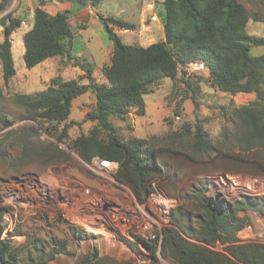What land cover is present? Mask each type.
<instances>
[{
    "label": "trees",
    "instance_id": "obj_1",
    "mask_svg": "<svg viewBox=\"0 0 264 264\" xmlns=\"http://www.w3.org/2000/svg\"><path fill=\"white\" fill-rule=\"evenodd\" d=\"M7 0H2L1 6ZM95 3L98 0H93ZM264 4V0H254ZM162 20L165 39L148 46L127 44L115 31L136 29V24L113 16L100 15L108 37L113 41L114 49L110 62L102 67L105 82L94 77V64L87 58L74 55L69 41L73 30L66 13L51 15L42 8L35 10V22L32 29L24 35V61L31 69L46 59L68 57L74 65L84 70L81 80H64L61 76L51 79L49 86L34 95L17 96L19 102L34 112L32 119L39 126L45 123L63 124L58 136L62 141L71 126L77 124L70 120L73 99L91 90L96 97L95 107L85 115V120L95 122L88 133H82L72 140L70 146L79 156L90 162L93 157L114 160L119 163L116 179L126 184L139 202L146 201L154 191L152 179L162 177L163 166L160 152L146 138L131 136L123 139L111 117L125 118L132 109L138 115L146 114L145 95L154 91L164 79L173 81L176 89L179 81L184 84L185 94L192 91L195 108L198 102L193 82L179 73L189 62L201 60L209 72L210 85L222 92L235 95L241 92H253L256 99L249 104L236 107L234 117L240 123V130L234 139L243 142L242 151L252 147L264 150V52L252 54L253 46L264 47V36L248 32L251 19L262 20L253 15L247 6L239 0H164ZM4 40L0 43V61L5 82L12 79L17 69L12 52V33L21 25L18 18L3 20ZM181 114L180 106L175 110ZM169 121V120H168ZM5 126L11 121L0 117ZM48 130L51 127H46ZM56 129L57 126L55 127ZM54 128V129H55ZM227 141L221 145L214 143L205 129L202 120L197 117L194 128V149L196 152L216 156L223 153L225 158H237L227 149H234L233 137L229 130L224 133ZM46 163H60L67 160L66 152L58 145H48L37 150L27 148ZM233 171V170H232ZM210 188L207 183L192 188L188 201H196L192 208L180 206L171 212L170 222L155 239L138 236V242L149 248L153 256L161 248L165 258L176 264H264V244L239 243L238 232L249 225L247 216L241 215L248 207H260L264 212V198L247 197L245 200L229 201L224 194H206ZM8 207L0 206V264H18L12 254L8 237L4 236L6 226L4 216ZM76 238L87 234L80 228L74 229ZM196 239L197 241L190 240ZM218 241L226 244L225 252L217 251L208 245ZM66 243L62 242L57 251L65 252ZM52 252L51 258H54ZM96 261L87 258L83 264H105L103 258ZM37 264H48V260Z\"/></svg>",
    "mask_w": 264,
    "mask_h": 264
},
{
    "label": "rangeland",
    "instance_id": "obj_2",
    "mask_svg": "<svg viewBox=\"0 0 264 264\" xmlns=\"http://www.w3.org/2000/svg\"><path fill=\"white\" fill-rule=\"evenodd\" d=\"M239 1L243 2L254 16L262 19H251L247 26L248 32L264 36V4L254 0ZM121 37L129 44L139 42L138 37H134L131 32ZM157 41H160V38H157ZM263 52V46L252 47L253 55H260ZM57 62L62 63L64 67L74 65V61L68 57H58ZM26 68L23 70L20 68L18 76L5 82L2 66L0 67V117L11 121L8 126L0 123V206L9 208V213L4 216L6 226L4 236L9 238L12 254L18 264H37L46 259L48 264H83L87 258H92L95 262L97 260L95 253L98 258L104 259L105 264H176L172 259L162 255L161 248L158 249L156 256L152 255L149 248L142 251L138 236L142 237V233H152L157 238L163 227L169 224L173 210L184 205H188L186 208H192V204L196 201H188V195L192 194L193 187L207 183L210 189L205 192L206 194L220 192L232 202L245 200L247 197L264 198L244 191L232 192L228 185L218 181L219 174L225 172L247 177H264V150L255 146L242 151L243 142L234 139V135L240 130V123L234 117L233 110L244 104L225 100L216 94L215 97L203 100L202 87L198 85L197 78H202L206 84L207 80L196 72L189 75V78L191 82L197 80L198 108H195L194 104L190 114L185 117L181 114L180 120H174L173 117L179 106L182 109V95L185 94L182 82L179 81L174 89L172 85L162 80L155 88L159 90L150 95L165 97L167 107L174 105L173 110L161 122L163 127L156 133L147 132L144 135V138L160 152V161L164 170L162 177L157 175L152 179V184L156 193L172 199L173 205L167 216L154 206L156 202L150 198L144 202L136 199L137 205L132 200L129 209V213L135 219V226L129 227L127 234L137 232V243L122 244L125 243V236L119 233L115 236L120 242L118 240L111 242L107 231H102L100 234L86 233L85 237L76 238L74 229L83 227L77 222H72L71 218H67L66 213L69 212L70 217L71 207L74 209L83 207L86 199L85 190L89 189L90 197L94 195L99 200L94 206H87L88 209L101 213L104 219L102 221H105L109 217L108 207L120 206L117 192L123 188L118 186L116 190L113 189L109 178L99 175L90 166L91 161L83 160L71 148L73 139L89 132V128L83 127V123L77 122L75 126H71L67 136L59 141L58 136L63 130V124L58 126L57 123L47 122L40 127L38 121L31 118L34 112L19 102L17 96L34 95L46 89L51 80L46 82L41 77V70L27 71ZM74 75L81 82L84 80L81 79L83 75L76 72L74 74L70 71L68 76L70 78ZM33 79H37L34 84ZM94 95L89 91L73 99L70 115L72 120L83 119L84 112L95 107ZM150 96L147 97L148 100ZM135 117L132 111L125 118H113L123 139L136 136L138 128L133 123ZM197 117L202 120L205 129L217 145H221L224 140L227 141L224 133L230 131L233 137L232 143H235L234 149H227V145L223 148L225 152H231L237 158H225L223 153L216 156L214 153L207 155L195 151L194 128ZM48 126L51 127L50 130L46 128ZM56 126L58 129L55 128ZM53 144L66 152L67 160L60 163H46L33 152L27 151L29 147L40 150ZM241 215L248 217L249 225L238 232L239 243L264 244V212L260 207L251 206L246 211H242ZM147 216L156 219L158 223H153ZM147 220L150 222L149 227L144 228ZM62 242L66 243L65 252L57 251ZM225 246L226 244H222L221 241L209 245L221 252H225ZM129 247L134 250L137 248V252L134 251L136 254H132ZM52 252H55L54 258H51Z\"/></svg>",
    "mask_w": 264,
    "mask_h": 264
},
{
    "label": "crops",
    "instance_id": "obj_3",
    "mask_svg": "<svg viewBox=\"0 0 264 264\" xmlns=\"http://www.w3.org/2000/svg\"><path fill=\"white\" fill-rule=\"evenodd\" d=\"M163 1L164 0H98L95 3L93 0H7L5 4L1 6L2 0H0V43L4 40L5 26L3 20L9 22V17H11L28 22L29 26L21 24L11 35L13 58L17 69L16 77L20 73V68L23 70L26 67L24 61V54L26 51L24 35L34 26L35 10L37 8H42L51 15L66 13L73 30V37L69 41L71 44V52L74 55L87 58L92 62L94 64V77L98 82H105L102 67L110 62L114 44L107 35L100 15H103L104 17L113 16L136 24L137 27L133 30L119 29L117 27L114 29L120 36L131 32L134 37H138V45L148 46L152 43L158 42L157 38H160V41L165 39L164 24L162 20L164 12ZM57 58L58 57L46 59L37 66L31 69L26 68V70H41V77L46 82H49L52 78L57 76H61L64 80L78 79L75 75L69 78L68 75L70 71L74 74L75 72L79 75L85 74L84 70L79 66L67 65L64 67L62 63L57 62ZM1 66L2 65H0V67ZM181 73L182 72L179 73V77ZM198 73L207 80L206 84L202 78H197L199 79L198 85L202 87L201 91L203 100H206L209 97H215V94L225 100H234L237 104H247L256 99V94L252 92H241L235 95L222 92L210 85V82L208 81L209 72L207 70ZM182 76L186 80L191 81L188 75L182 74ZM84 80L81 82L82 84H87L89 82L87 79ZM163 81L173 86V81L170 78H164ZM196 81H193V87L198 90L199 87L196 84ZM36 82L37 79L32 80L33 84ZM158 90L159 89H154L153 92L145 95V115H138L135 109H132L129 113L131 114L133 111L136 116L135 119H133L134 125H137L138 128L137 134H135L136 137L144 138V135L147 132H158L159 129L163 127L161 124L163 119L171 110H173V104L167 107V100L165 97H162L161 95L150 96L155 94ZM192 94L193 92L190 91L189 95L182 100L181 114H183L184 117L189 115L194 108L193 98L191 97ZM194 94L195 97L198 96L197 91L194 92ZM148 96H150V100L147 99ZM94 100L96 101L95 95ZM87 112L88 111L84 112L83 119L73 120L78 123H83V127L90 129L95 125V122L85 120ZM114 117L115 116L111 117L112 121ZM70 120H72V118H70Z\"/></svg>",
    "mask_w": 264,
    "mask_h": 264
},
{
    "label": "built area",
    "instance_id": "obj_4",
    "mask_svg": "<svg viewBox=\"0 0 264 264\" xmlns=\"http://www.w3.org/2000/svg\"><path fill=\"white\" fill-rule=\"evenodd\" d=\"M21 24L25 26H29L28 22L21 21ZM186 75H191L196 72H204L206 71L205 63L201 60H196L189 62L185 67ZM174 120H180L181 114H175L173 117ZM170 120V118H168ZM90 166L101 176L109 178L112 182L111 186L116 190L118 186L123 189L117 192V197L120 199V206L113 208L108 207L109 217L105 221H102V214L92 212L88 209L87 206H94L98 203L99 200L95 198L94 195L90 197V190L86 189V199H85L83 207L70 208V212L72 213L70 217L68 213H66L67 218H71L72 222H77L82 225V230L87 234H100L102 231H107L109 240L111 242H118L119 240L116 238V234L124 235L125 243L132 242L137 243V232L135 234H127V230L131 226H135V219L129 213V209L132 205V200L135 201L137 205V198L133 191L124 183L119 182L115 175L119 168V163L114 160L101 159L97 156L93 157L91 160ZM218 181L221 183L228 185L232 192L244 191V193H248L256 196H264V177H247L240 174L225 172L219 174ZM221 188L222 185L220 184ZM147 198L155 201L154 206L158 208L160 211L164 212L167 216L171 206L173 205L172 199L161 194L156 193L155 190L152 191ZM152 203V202H151ZM152 220L153 223H158L156 219H153L151 216H147ZM146 220V219H145ZM104 222V223H103ZM137 224V223H136ZM149 220H147L144 224V228L149 227ZM143 230V227H142ZM162 232V230H161ZM142 237L146 239H155L156 235L152 233H142ZM108 240V241H109ZM118 240V241H117ZM120 242V241H119ZM142 248V251L147 247L142 243H139ZM209 246V245H208ZM129 250L132 254H136L137 248L134 250L129 247ZM136 251V252H134ZM136 256V255H135Z\"/></svg>",
    "mask_w": 264,
    "mask_h": 264
}]
</instances>
